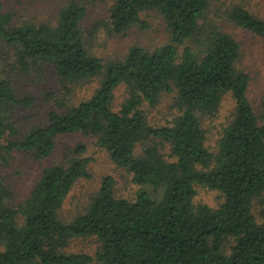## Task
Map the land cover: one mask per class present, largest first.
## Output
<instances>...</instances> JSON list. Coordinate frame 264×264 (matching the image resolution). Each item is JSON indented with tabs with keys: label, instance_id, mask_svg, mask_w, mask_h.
<instances>
[{
	"label": "trees",
	"instance_id": "16d2710c",
	"mask_svg": "<svg viewBox=\"0 0 264 264\" xmlns=\"http://www.w3.org/2000/svg\"><path fill=\"white\" fill-rule=\"evenodd\" d=\"M209 4L114 0L105 22L111 32L122 33L141 23V12L157 10L170 36L153 50L134 45L121 59L103 62L85 46V5L69 2L55 25L15 24L0 0V47L12 51L13 66L24 73L51 65L64 82L48 123L21 132L13 115L34 99L17 95L0 69V165L21 151L49 157L58 137L81 132L127 166L140 186L129 200L115 196L113 179L104 177L87 208L65 222L58 210L73 184L89 176L90 159L75 155L84 145L42 168L21 201L0 173V264H89L90 254L67 251L72 239L86 236L98 239L95 258L101 264H264V208L260 221L253 213L264 193V109L257 115L248 97L249 75L237 66V39L213 22L200 23ZM227 15L264 38L263 18L240 4ZM93 79V93L71 104L67 84ZM119 84L127 97L114 110ZM171 89L179 114L170 125H151L141 105H156L161 92ZM226 96L234 101L232 115L210 151L203 119L215 117ZM138 143L144 146L135 153ZM165 146L171 159L161 151ZM197 185L219 191L220 204L195 203Z\"/></svg>",
	"mask_w": 264,
	"mask_h": 264
},
{
	"label": "rangeland",
	"instance_id": "374dc122",
	"mask_svg": "<svg viewBox=\"0 0 264 264\" xmlns=\"http://www.w3.org/2000/svg\"><path fill=\"white\" fill-rule=\"evenodd\" d=\"M77 1L86 7L81 28L86 49L90 54L99 57L103 62L121 59L131 46L138 45L148 50L169 41V31L164 17L157 10H146L140 13L141 23H137L122 33H113L107 29L105 22L109 8L114 0H1L2 7L9 12L15 24L30 22L34 24L48 23L55 25L60 10L69 2ZM234 4H240L256 16L264 19V0H210V4L200 19L213 22L223 30L230 32L240 44L238 68L249 75L248 97L257 115L264 109V38L236 26L227 12ZM209 25V24H208ZM12 51L0 47V69L3 76L11 82L17 95L27 94L34 102L29 107H17L13 121L19 131L24 132L31 127L48 123V112L58 109L55 97L62 94L63 83L51 65H45L39 71L28 70L24 73L13 66ZM70 86L71 104L88 98L98 86V80L68 83ZM176 92L162 91L154 106L147 103L141 105L147 121L153 126L170 125L174 116L179 114ZM127 97L124 84H119L113 95L112 108L118 110ZM234 101L226 96L221 107L213 118L203 119L202 127L206 134L205 145L208 150L216 148L222 127L230 120ZM84 145V151L75 154L76 145ZM143 143H138L135 153L142 152ZM162 153L170 158V148L165 146ZM72 154L89 158L87 170L89 176L78 179L70 189L62 207L58 210L61 221L68 222L83 212L93 196L99 190L104 177L113 179L114 194L117 197L133 200L140 186L133 181V174L127 166L116 164L108 151L96 143V138L81 132L66 133L58 137L54 152L40 159L31 152H16L10 160L0 165V173L13 192L15 201L25 199L42 168L53 163H60ZM152 192V189H148ZM193 197L195 203H205L216 207L222 201V195L215 189L197 185ZM261 201L253 205V213L257 220H262L261 210L264 208V193ZM99 241L94 236L77 237L70 241L67 251L84 252L93 257L89 264H101L95 254Z\"/></svg>",
	"mask_w": 264,
	"mask_h": 264
}]
</instances>
